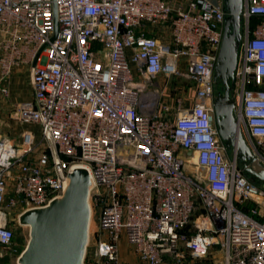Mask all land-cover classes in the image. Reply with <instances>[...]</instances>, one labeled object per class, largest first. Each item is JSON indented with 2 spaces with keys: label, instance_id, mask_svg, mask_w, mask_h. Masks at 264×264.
Here are the masks:
<instances>
[{
  "label": "built area",
  "instance_id": "2783aa9c",
  "mask_svg": "<svg viewBox=\"0 0 264 264\" xmlns=\"http://www.w3.org/2000/svg\"><path fill=\"white\" fill-rule=\"evenodd\" d=\"M226 16L224 0H0V92L24 65L33 90L12 112L20 137L0 125V259L16 218L49 205L83 166L93 179L87 252L93 242L99 264H123V235L147 264L214 247L224 264H264V188L215 113ZM242 28L231 95L264 164V0H243ZM174 75L194 83L193 106L162 100L159 78Z\"/></svg>",
  "mask_w": 264,
  "mask_h": 264
},
{
  "label": "water",
  "instance_id": "95a60500",
  "mask_svg": "<svg viewBox=\"0 0 264 264\" xmlns=\"http://www.w3.org/2000/svg\"><path fill=\"white\" fill-rule=\"evenodd\" d=\"M226 20L214 80L224 91L214 101L219 134L230 148H238L242 170L264 188V164L252 152L234 113L231 95L242 40L243 0H224ZM56 27L52 41L58 31ZM48 45L45 44L40 52ZM36 57L34 65L37 62ZM93 179L88 168L77 166L63 183L62 193L49 205L29 209L19 216L21 225L30 227V238L18 258V264H84L90 238L91 209L89 195Z\"/></svg>",
  "mask_w": 264,
  "mask_h": 264
},
{
  "label": "rangeland",
  "instance_id": "374dc122",
  "mask_svg": "<svg viewBox=\"0 0 264 264\" xmlns=\"http://www.w3.org/2000/svg\"><path fill=\"white\" fill-rule=\"evenodd\" d=\"M243 30V28H242ZM160 82L168 83L170 91L175 95H183L184 98L189 92L194 91V83L190 80L184 79L178 75H174L170 78L160 77ZM10 88V94L8 96L2 95L0 92V125L2 133L10 136L11 138L18 139L21 132L25 129V125L20 123L13 117L12 112L15 111L16 105L23 99H30L33 93L31 88V74L28 65L17 68L13 74L9 77L7 82ZM183 89V90H182ZM183 91V92H182ZM216 95L220 91H224V86L221 82L216 84ZM36 130L38 126H33ZM262 150H264L262 148ZM231 155V152H230ZM254 181L255 178L251 177ZM264 202V200H263ZM247 208L256 205L254 202H244ZM244 206V207H245ZM20 211V208H15V215ZM16 218V217H15ZM195 219V218H194ZM15 239L14 243L6 249L7 254L4 258L0 259V264H18V258L22 251L25 249L30 238V227L21 225L19 219L16 218L13 225ZM124 235L123 238L124 239ZM93 242L89 246V250L86 254L84 264H99V260L95 257L93 252ZM219 250L221 248L219 247ZM194 258V257H193ZM192 259H190L191 261Z\"/></svg>",
  "mask_w": 264,
  "mask_h": 264
},
{
  "label": "crops",
  "instance_id": "0c3cea01",
  "mask_svg": "<svg viewBox=\"0 0 264 264\" xmlns=\"http://www.w3.org/2000/svg\"><path fill=\"white\" fill-rule=\"evenodd\" d=\"M214 1L221 2L223 0H214ZM150 30L152 33H156V34L161 32V29L151 28ZM160 86L164 88L162 100L168 104L175 105V97L173 96L174 94L170 91L169 85L167 86L165 82L163 83L160 82ZM25 100H29V99H23L20 102ZM185 103L187 107L193 106V104L195 103V90L193 91V93L189 92V94L185 96ZM174 116H176V114H174ZM120 259L123 264H147L137 256L132 246L127 242L125 238L122 239L120 245ZM190 259L192 260L190 261ZM164 264H224V254L222 250H219V247H214L212 248L210 254L204 258H193L190 254H188L187 258L183 260V262L178 263L172 258L167 257L164 261Z\"/></svg>",
  "mask_w": 264,
  "mask_h": 264
},
{
  "label": "trees",
  "instance_id": "16d2710c",
  "mask_svg": "<svg viewBox=\"0 0 264 264\" xmlns=\"http://www.w3.org/2000/svg\"><path fill=\"white\" fill-rule=\"evenodd\" d=\"M256 21H257V19H254L253 22H252V24H254Z\"/></svg>",
  "mask_w": 264,
  "mask_h": 264
},
{
  "label": "flooded vegetation",
  "instance_id": "af4514ba",
  "mask_svg": "<svg viewBox=\"0 0 264 264\" xmlns=\"http://www.w3.org/2000/svg\"><path fill=\"white\" fill-rule=\"evenodd\" d=\"M248 175V174H247ZM249 177H251L250 175H248Z\"/></svg>",
  "mask_w": 264,
  "mask_h": 264
}]
</instances>
